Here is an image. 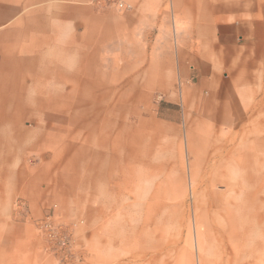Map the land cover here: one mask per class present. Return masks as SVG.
Instances as JSON below:
<instances>
[{
  "label": "rangeland",
  "instance_id": "rangeland-1",
  "mask_svg": "<svg viewBox=\"0 0 264 264\" xmlns=\"http://www.w3.org/2000/svg\"><path fill=\"white\" fill-rule=\"evenodd\" d=\"M94 8L104 17L90 27L53 19L42 33L37 23V48L0 81V264H68L40 230L48 215L76 244L69 264H149L144 243L114 226L120 213L139 216L148 200L163 202L170 221L168 264H201L195 218L205 217L207 202L226 216L206 221L215 231L244 212V225L257 213L264 232L263 98L250 105L253 98L241 97L242 121L231 123L229 106L206 104L196 65L181 79V25L170 1L166 35L153 49L130 11ZM208 106L227 120L211 118Z\"/></svg>",
  "mask_w": 264,
  "mask_h": 264
},
{
  "label": "crops",
  "instance_id": "crops-1",
  "mask_svg": "<svg viewBox=\"0 0 264 264\" xmlns=\"http://www.w3.org/2000/svg\"><path fill=\"white\" fill-rule=\"evenodd\" d=\"M126 1L133 7L130 17L138 27L137 30L144 35L143 42L147 49H153L158 38L166 35L162 25L165 24L164 17L168 15L166 2H171V14L178 18L181 25L178 30L175 28L174 35L178 50L177 62L182 69L181 79L190 76L188 64L196 65L198 90L209 95L206 104L212 106L213 102L220 101L224 106H229L231 117L228 120L231 123L242 121L245 111L241 105V97L253 98L248 101L250 105L258 100L254 98L264 100V0ZM90 2L91 0H0V81H9L11 66L24 64L26 51L37 48V23L42 27L41 32L46 33L48 31L43 29L42 22L48 24L53 19H60L70 27L79 23L90 27L91 21L102 20L104 14H99ZM160 17L162 19H157ZM148 59L147 55L146 61ZM4 88L8 90V85ZM101 109L97 107L96 111ZM220 111L218 106L215 111L209 107L205 113L211 118L216 114L219 121L227 120L220 116ZM111 199L112 196L107 193L102 207L106 252L111 247L110 219L114 215L111 211ZM162 203L148 200L139 216H136V210L132 217H124L120 213L114 223V226H120L123 234L128 228L127 238L130 242L138 241L137 246L144 243L143 253L149 257V264H168L163 256L169 251L167 227L170 221L163 215ZM153 205L159 206H155L153 210ZM206 205L203 206L208 210L205 211V217L199 215L195 218V225H201V228L197 226L200 228L196 238L197 248L204 251L200 263L263 264L264 232L261 222L257 220V213H254V221L249 220V226L246 227V213L242 212L233 219H228L227 212L228 220L215 231L211 223L206 221L216 218L219 213L225 214L222 213V208L218 210V206L212 202H207ZM151 208L152 211L159 210L156 217H153ZM214 221L213 219L211 222ZM123 234L121 237H125ZM252 247H255L254 251ZM137 261L134 258L131 262L136 264Z\"/></svg>",
  "mask_w": 264,
  "mask_h": 264
},
{
  "label": "built area",
  "instance_id": "built-area-1",
  "mask_svg": "<svg viewBox=\"0 0 264 264\" xmlns=\"http://www.w3.org/2000/svg\"><path fill=\"white\" fill-rule=\"evenodd\" d=\"M96 8H114L120 12H127L133 9L132 5L126 0H91L90 2ZM40 230L49 242L55 245L56 249L62 252L61 259L65 263H70L73 259L75 242L68 229L62 224H57L53 216L48 215L40 225Z\"/></svg>",
  "mask_w": 264,
  "mask_h": 264
},
{
  "label": "bare ground",
  "instance_id": "bare-ground-1",
  "mask_svg": "<svg viewBox=\"0 0 264 264\" xmlns=\"http://www.w3.org/2000/svg\"><path fill=\"white\" fill-rule=\"evenodd\" d=\"M159 206V205H158ZM161 207V206H160ZM164 232H165V230H164ZM238 235V234H237ZM157 240H160V239H157ZM154 242V241H153ZM159 242V241H158ZM158 245V244H157ZM160 248V247H159ZM204 252V251H203ZM241 255V254H240ZM204 262V261H203ZM237 263V262H236Z\"/></svg>",
  "mask_w": 264,
  "mask_h": 264
}]
</instances>
